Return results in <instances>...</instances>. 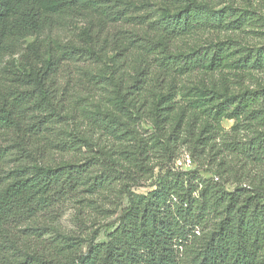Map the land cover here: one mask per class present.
Instances as JSON below:
<instances>
[{
    "label": "trees",
    "instance_id": "trees-1",
    "mask_svg": "<svg viewBox=\"0 0 264 264\" xmlns=\"http://www.w3.org/2000/svg\"><path fill=\"white\" fill-rule=\"evenodd\" d=\"M137 1L142 0H0V58L15 51L19 42L29 35L57 27L71 18L86 16L100 26L105 20H120ZM237 10L186 0L178 11H166L162 19L147 25L151 33L161 35L172 44L198 31L241 29L250 21ZM95 54L91 48L66 46L55 55H49L45 66L37 72L15 75V85L0 91V229L33 217L61 202L68 194L94 193L104 189L110 180H119L120 176L113 173L115 169L88 182L86 163L57 167L38 163L49 150L74 146L62 142V132L56 130L64 110L62 97H59L63 95V88L56 80L61 64ZM160 62L165 71L176 70L180 74L220 68L261 70L264 69V47L246 50L227 40L198 47L187 54H166ZM146 82L147 75L142 70L126 88V94L139 99ZM117 86L120 88L119 84ZM173 98L159 99L158 110L163 112L160 118L173 116L175 108L169 103ZM186 107L205 116L212 128H219L223 118L233 119L232 129L239 132L245 128L240 123L243 117L259 121L258 112L264 111V89L244 91L224 100L200 93L187 101ZM252 111L257 112L250 115ZM125 124L127 121L98 114L91 122L94 129L106 136H126L128 140L133 131L123 128ZM172 134L170 132L166 140L156 137L149 145L137 138L134 149L138 158L142 160L150 149L163 143L167 149ZM197 141L202 146L209 143L208 137ZM15 146L34 148L31 154H22L31 167L19 165L6 172L3 167L8 152ZM225 148L242 155L247 163L264 168V133L247 141H230ZM121 153L134 154L132 149H123ZM32 155L39 158L32 161ZM163 168L145 193L131 190L125 182L126 205L121 207L117 224L107 234L106 241L95 242L92 238L84 250L75 242L67 243L74 248L68 264H181V250L188 244L191 257L187 264H264L262 188L228 189L224 181L203 179L193 170ZM211 214L216 220L213 228L196 235V228Z\"/></svg>",
    "mask_w": 264,
    "mask_h": 264
},
{
    "label": "rangeland",
    "instance_id": "rangeland-1",
    "mask_svg": "<svg viewBox=\"0 0 264 264\" xmlns=\"http://www.w3.org/2000/svg\"><path fill=\"white\" fill-rule=\"evenodd\" d=\"M185 1H137L126 16L114 22L105 20L101 26L86 16L71 18L57 27L29 35L15 51L1 56L0 91H5L15 85V75L37 72L45 66L49 55L66 46L95 50L96 54L90 57L63 62L56 79L63 88L59 97L64 107L56 130L62 132V142L74 146L49 150L38 163L50 167L86 163L88 182L113 169L120 178L110 180L104 189L94 193L68 194L61 202L27 220L5 225L0 229V264H68L74 248L67 243L75 242L84 250L92 238L95 242L106 241L117 224L121 207L126 205L125 182L131 190L145 193L163 167L193 170L203 179L224 181L228 189L264 190V168L247 163L242 155L225 148L230 141H247L264 133V111L258 112V122L243 117L240 123L245 128L236 132L232 129L233 119L223 118L219 128H212L205 116L185 108L187 101L200 93L224 100L244 91L264 89V69L220 68L180 74L176 70L165 71L160 62L166 54H187L198 47L227 40L246 50L264 47V0H197L216 8H238L237 12L246 14L250 21L238 30L198 31L172 44L149 31L148 22L162 19L166 11H178ZM142 70L147 82L137 99L125 90ZM164 96L174 97L169 102L175 108L173 116L167 119L160 118L163 112L158 110L159 99ZM96 114L127 121L123 128L133 131L132 135L126 140V136L102 134L91 126ZM170 132L173 136L167 149L163 143L150 149L142 160L138 158L134 149L137 138L149 145L156 137L166 140ZM204 137H208L209 143L202 146L197 139ZM33 149L11 147L3 170L7 172L19 165L31 167L22 154H31ZM123 149H132L134 154L124 156L120 154ZM32 157V161L39 158ZM260 201L264 202V198ZM215 223L211 214L196 228V235L209 232ZM190 257L188 244L181 250V264H187Z\"/></svg>",
    "mask_w": 264,
    "mask_h": 264
}]
</instances>
